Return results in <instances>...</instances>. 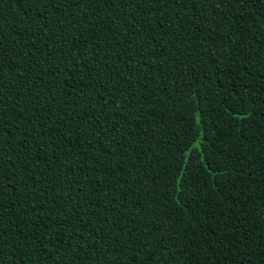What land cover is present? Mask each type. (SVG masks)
<instances>
[{
  "label": "trees",
  "instance_id": "16d2710c",
  "mask_svg": "<svg viewBox=\"0 0 264 264\" xmlns=\"http://www.w3.org/2000/svg\"><path fill=\"white\" fill-rule=\"evenodd\" d=\"M0 264H264V0H0Z\"/></svg>",
  "mask_w": 264,
  "mask_h": 264
}]
</instances>
